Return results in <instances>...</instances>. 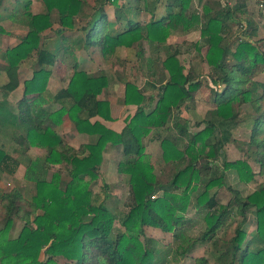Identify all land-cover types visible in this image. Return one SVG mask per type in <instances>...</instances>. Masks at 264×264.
<instances>
[{"label":"trees","instance_id":"16d2710c","mask_svg":"<svg viewBox=\"0 0 264 264\" xmlns=\"http://www.w3.org/2000/svg\"><path fill=\"white\" fill-rule=\"evenodd\" d=\"M41 1L43 13L34 14L32 0H0V22L5 19L27 30L0 56V79L4 76L0 133L10 132L24 155L31 148L43 152L26 155L24 179L35 185L34 196L28 199L18 188L0 187V264H161L167 251L145 236V228L171 233L183 257L215 238L219 264H264V187L243 196L228 185L226 173L249 183L255 177L250 165L243 160L217 163L224 147L234 142L233 131L244 123L250 132L246 152L254 151L259 174L264 175V82L257 79L264 74V50L258 46L264 38L256 39L259 28L246 16V1L235 0L230 7L228 0H128L125 12L135 19L128 18L115 30L106 5L119 0ZM90 2L92 13L86 16L81 8ZM160 7L162 16L147 23L138 20L141 12L153 16ZM53 14L59 26L56 39L47 46L42 36L52 28ZM78 19L87 20L83 27H77ZM241 21L246 29L227 41L231 27ZM67 30L82 35L65 37ZM194 30L200 33L194 45L203 49L210 85L223 87L215 92L213 108L196 124L197 131L190 130L182 107L194 100L202 82L184 72L177 50L162 62L168 75L165 83L150 84L155 95L120 80L123 104L134 107V113L119 131L107 127L105 123L114 118L110 103L101 96L109 81L104 74L78 70L77 47L98 49L111 59L136 46V56L143 61L144 42L164 45L172 31ZM56 63L69 64L73 73L67 86L52 95L46 86ZM24 66L30 67L32 76L23 82L22 97L12 110L4 102L20 87L18 72ZM53 103L60 108L54 110ZM245 106L249 110L242 113ZM64 116L88 143L78 148L67 144L56 130ZM181 140L186 143L183 150L178 147ZM153 141L161 147L162 163L170 166L167 172L162 168L157 174L147 160L145 149ZM107 145L122 149L118 172L129 179L133 206L122 214L96 202L91 191ZM11 164L15 161L0 146V174L11 172ZM221 187L231 194L225 205L212 193ZM188 209L201 213L204 223V230L193 239L185 235ZM250 215L256 222L252 236L244 229ZM17 223L21 227L13 236ZM195 262L207 264L203 257Z\"/></svg>","mask_w":264,"mask_h":264},{"label":"rangeland","instance_id":"374dc122","mask_svg":"<svg viewBox=\"0 0 264 264\" xmlns=\"http://www.w3.org/2000/svg\"><path fill=\"white\" fill-rule=\"evenodd\" d=\"M245 1L247 4L246 16L253 18L259 28L256 39H263L264 19L262 17V5L264 4V0ZM127 3L128 0H119L116 5H106L107 19L111 22L110 26L113 30L117 28L119 29L128 18L135 19L134 15L128 16V14H126L124 7H128ZM234 4L235 0H228L227 2V5L230 7H233ZM91 6L92 2L88 3V5L82 6L81 11L84 15H91ZM31 11L34 14L43 13L44 9L42 1L32 0ZM5 13L3 14L4 16ZM163 14L164 7H160L153 16L149 13L141 12L138 16V20L147 23L152 18H158ZM51 20L53 23L52 28L46 31L42 36V42L47 46L56 39L55 29L59 26L55 14L51 16ZM86 21L87 20L85 19L76 20L77 27H83ZM112 22H116L117 25L112 27ZM0 26L6 33L0 36L1 56L7 48L14 47L18 44L26 35L27 30L18 24L12 25L10 21L5 19L0 22ZM244 29H246L245 21H241L239 25H233L229 34L226 35V40L232 41L239 37V34H241ZM81 35L82 33L78 30L64 31V36L69 38H76ZM199 40L200 33L198 30L190 31L186 34L172 31L164 45L151 46L147 42L143 43L141 48V51L143 52V61L139 60L136 56V46L135 49H123L118 57L111 59H105L98 49L87 51L82 49L81 45L78 46V52L76 53L78 70L87 74H104L109 81V85L104 90L101 98L110 103L114 121L105 123V125L119 131L123 126V121L134 113V107H128L123 104V85L120 80L123 82H129L139 89H142L146 95H155L156 91L151 88L150 84L160 86L165 83L168 75L162 66V62L165 60L168 53L177 50L180 53L178 59L185 69L184 72L191 73L195 78L202 82L201 89L196 94L194 100L189 101L184 107H182V117L189 121L190 130L196 132V124H200L207 111L214 106L215 92L217 90L220 91L223 88L222 86L214 88L210 85L207 78V67L202 62L204 53L203 49L198 51L194 45ZM258 46L264 50L263 43H260ZM147 63L151 66H146ZM67 65L61 63L55 64L46 86V89L50 94L56 95L61 89L67 86L73 73L70 65ZM31 76L32 70L29 66H24L19 69L18 77L20 87L8 96V103L4 102L7 108L16 110L15 104L22 97L23 82L30 79ZM257 79L258 81L264 82V74L258 76ZM2 80H4L3 75ZM2 80L0 79V85L3 82ZM2 101L3 99L0 94V102ZM59 108V104H54V110ZM248 110L249 108L245 106L242 113H245ZM203 127L204 124L198 129L200 130ZM56 130L67 144L74 148H78L81 144L88 143V138L73 131L66 116L61 119L60 125L56 127ZM249 133L250 132L244 126V123L239 124L233 131L234 142L224 147V155L220 154V159H218L217 162L221 164L223 159L228 161L243 160L250 165L255 177L249 183L240 182L233 172L226 173L228 185L232 189L239 191L245 197L258 188L264 187V175L259 174L260 169L259 165L256 163V155L254 151L246 152L245 143L248 141ZM0 146L4 147L6 153L13 161H15V164H11L10 166L11 172H3L0 174V187L5 191L12 188H18L26 198L30 199L35 195V185L24 179L25 165L27 164L26 155L31 158L38 154H42L43 152L31 148L26 155H24L21 151L22 149L12 142L10 132L0 133ZM185 146V141L181 140L178 146L179 149L183 150ZM145 155L147 156V160L155 168L157 174L160 173L162 168L165 169V172L170 170V166L164 165L161 161L162 150L157 141L148 144L145 149ZM122 160V149L120 147L107 145L103 151V159L98 172L99 177L91 187L96 202L105 203L108 208L119 214L128 212L133 206V199L128 182L129 179L127 176L118 172V164ZM62 181L65 182L66 177H63ZM214 192L217 193V200L221 204L225 205L231 199V194L226 187L215 188L212 193ZM193 200L192 203H194ZM201 215V213L196 212L194 209H188L187 213L184 214V217L189 220L185 229L186 236L193 239L198 237L204 230V223L202 222ZM248 220L249 221L244 229L249 236H252L256 232V222L252 215L248 216ZM115 225L118 227L119 223L115 222ZM20 227L21 224L17 223L13 236L17 235ZM144 231L147 238L156 240L160 244V247L167 251V256L163 259L161 264H196L195 259L201 257L207 260V264H219L215 254L217 250L215 238H212L206 244L195 246L192 253L183 257L177 250V242L173 239L171 233H163L159 230L150 228H145ZM228 235L231 236L232 232H229Z\"/></svg>","mask_w":264,"mask_h":264}]
</instances>
